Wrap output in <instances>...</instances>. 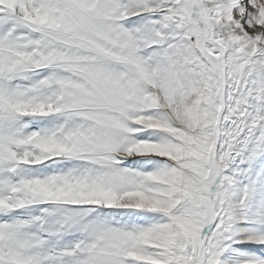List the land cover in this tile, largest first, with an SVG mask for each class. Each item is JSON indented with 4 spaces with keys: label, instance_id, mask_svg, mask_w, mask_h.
Wrapping results in <instances>:
<instances>
[{
    "label": "snow or ice",
    "instance_id": "6c2138e0",
    "mask_svg": "<svg viewBox=\"0 0 264 264\" xmlns=\"http://www.w3.org/2000/svg\"><path fill=\"white\" fill-rule=\"evenodd\" d=\"M0 264H264V0H0Z\"/></svg>",
    "mask_w": 264,
    "mask_h": 264
}]
</instances>
